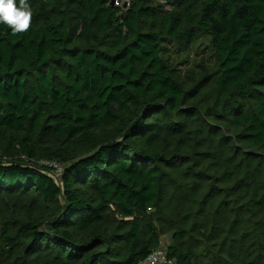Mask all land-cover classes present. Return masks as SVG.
<instances>
[{"label":"trees","instance_id":"obj_1","mask_svg":"<svg viewBox=\"0 0 264 264\" xmlns=\"http://www.w3.org/2000/svg\"><path fill=\"white\" fill-rule=\"evenodd\" d=\"M159 1L0 23V264H264V0Z\"/></svg>","mask_w":264,"mask_h":264},{"label":"rangeland","instance_id":"obj_2","mask_svg":"<svg viewBox=\"0 0 264 264\" xmlns=\"http://www.w3.org/2000/svg\"><path fill=\"white\" fill-rule=\"evenodd\" d=\"M151 1L153 4L157 2L161 4L159 0H151ZM122 2L127 3L129 2V0H122ZM201 50L202 51L204 50L205 54L208 53L207 39H202L200 41V43L196 47V51H191L188 54L187 53H184V54L173 53L172 60L173 59L175 60L173 64L176 66V69L179 72L183 73L185 70H188L189 68L190 69L194 68L199 60L204 59L203 56L199 54ZM178 62L181 64H179ZM61 168L62 167L59 166V169H56L55 172L60 173ZM108 212L113 217L117 216L112 207L108 208ZM136 217L139 218L138 215ZM153 225L156 226L157 223L153 221ZM158 231H159V237L161 240V244H160L161 248H164L165 250H167L168 246H170L171 244H175L172 241V236L170 233H164L160 230ZM190 248L192 249L191 256H192L193 264H211L209 258L207 257L208 249L212 248V245L210 242L205 243L204 241H199L198 243H196L195 241H191ZM224 264H232V263H224Z\"/></svg>","mask_w":264,"mask_h":264},{"label":"clouds","instance_id":"obj_3","mask_svg":"<svg viewBox=\"0 0 264 264\" xmlns=\"http://www.w3.org/2000/svg\"><path fill=\"white\" fill-rule=\"evenodd\" d=\"M0 23L10 27L13 35L29 31L32 9L28 0H0Z\"/></svg>","mask_w":264,"mask_h":264},{"label":"built area","instance_id":"obj_4","mask_svg":"<svg viewBox=\"0 0 264 264\" xmlns=\"http://www.w3.org/2000/svg\"><path fill=\"white\" fill-rule=\"evenodd\" d=\"M113 6H120L122 4V0H112ZM43 166L51 168L52 170L59 169V165L53 162H41ZM139 264H175V262L168 258L166 254V250L164 248L158 247L151 251V253Z\"/></svg>","mask_w":264,"mask_h":264},{"label":"water","instance_id":"obj_5","mask_svg":"<svg viewBox=\"0 0 264 264\" xmlns=\"http://www.w3.org/2000/svg\"><path fill=\"white\" fill-rule=\"evenodd\" d=\"M126 4L123 5V7H125Z\"/></svg>","mask_w":264,"mask_h":264}]
</instances>
